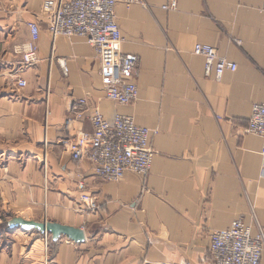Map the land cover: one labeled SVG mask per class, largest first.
Segmentation results:
<instances>
[{
    "label": "crops",
    "instance_id": "obj_1",
    "mask_svg": "<svg viewBox=\"0 0 264 264\" xmlns=\"http://www.w3.org/2000/svg\"><path fill=\"white\" fill-rule=\"evenodd\" d=\"M44 1L0 0V209L13 210L7 221L82 228L86 239L48 235L46 244L36 230L2 225L0 213V264H213L212 231L238 218L264 231L263 141L245 132L252 105L264 103V0H177L176 9L163 7L171 0L118 1L122 50L139 61V97L126 106L106 98L84 37L51 35ZM30 22L40 28V61L27 67ZM197 43L217 48L236 71L217 80L194 54ZM81 98L90 108L70 134L92 130L93 107L159 128L146 178L106 181L72 158L64 123ZM85 194L96 209L85 207Z\"/></svg>",
    "mask_w": 264,
    "mask_h": 264
},
{
    "label": "built area",
    "instance_id": "obj_2",
    "mask_svg": "<svg viewBox=\"0 0 264 264\" xmlns=\"http://www.w3.org/2000/svg\"><path fill=\"white\" fill-rule=\"evenodd\" d=\"M120 0H46L42 13L48 22V31L54 38L79 35L96 50L101 63V76L106 98L119 105H130L139 97L136 84L139 61L122 50L123 36L117 22L115 6ZM127 6L146 5L143 0H121ZM177 0H171L166 9H176ZM264 12V1L261 7ZM31 41L24 46L22 55L25 65L32 66L40 61L38 40L40 28L30 22ZM194 54L206 60L207 71L214 70L220 80L226 70L236 71L237 64L221 55L217 48L197 43ZM65 74L68 67L59 59ZM18 86H27L25 79L18 80ZM90 108L88 98L74 101L65 119L64 128L69 132L72 125L84 118ZM89 119L92 130L70 134L62 139L71 151L75 161H88L94 174L106 181H121L126 173L146 178L151 170L157 150L152 145L159 128L140 126L135 119L117 113L106 117L98 107H93ZM245 132L259 136L264 154V103H254ZM79 189L85 183L79 182ZM85 207L93 210L96 202L89 195H83ZM254 225L244 218L235 219L229 227L211 233V257L213 264H261L264 254V231L254 232ZM49 236L45 235L47 244Z\"/></svg>",
    "mask_w": 264,
    "mask_h": 264
},
{
    "label": "water",
    "instance_id": "obj_3",
    "mask_svg": "<svg viewBox=\"0 0 264 264\" xmlns=\"http://www.w3.org/2000/svg\"><path fill=\"white\" fill-rule=\"evenodd\" d=\"M9 229L21 228L24 231L36 230L42 235L51 236L53 242H57L62 236H65L75 243L84 242L86 239L85 231L69 225H64L53 221H35L27 220L22 217L15 216L7 221Z\"/></svg>",
    "mask_w": 264,
    "mask_h": 264
},
{
    "label": "rangeland",
    "instance_id": "obj_4",
    "mask_svg": "<svg viewBox=\"0 0 264 264\" xmlns=\"http://www.w3.org/2000/svg\"><path fill=\"white\" fill-rule=\"evenodd\" d=\"M13 210L7 207V205H3L2 209H0L1 216H3L2 225L7 222V219L11 217ZM7 218V219H6Z\"/></svg>",
    "mask_w": 264,
    "mask_h": 264
},
{
    "label": "trees",
    "instance_id": "obj_5",
    "mask_svg": "<svg viewBox=\"0 0 264 264\" xmlns=\"http://www.w3.org/2000/svg\"><path fill=\"white\" fill-rule=\"evenodd\" d=\"M3 225L6 226V223H4ZM49 241H51L50 238H49Z\"/></svg>",
    "mask_w": 264,
    "mask_h": 264
}]
</instances>
